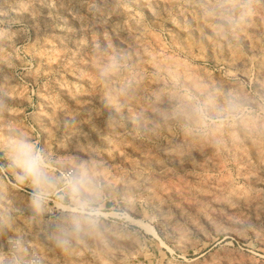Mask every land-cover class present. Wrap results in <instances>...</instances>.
<instances>
[{"label":"rangeland","instance_id":"1","mask_svg":"<svg viewBox=\"0 0 264 264\" xmlns=\"http://www.w3.org/2000/svg\"><path fill=\"white\" fill-rule=\"evenodd\" d=\"M263 151L264 0H0V264H264Z\"/></svg>","mask_w":264,"mask_h":264},{"label":"clouds","instance_id":"2","mask_svg":"<svg viewBox=\"0 0 264 264\" xmlns=\"http://www.w3.org/2000/svg\"><path fill=\"white\" fill-rule=\"evenodd\" d=\"M18 159L21 161V167L26 176L31 177L34 184H40L46 181V177L41 170V161L37 155L25 145H21L18 152ZM37 208L41 206L39 199L34 201Z\"/></svg>","mask_w":264,"mask_h":264},{"label":"bare ground","instance_id":"3","mask_svg":"<svg viewBox=\"0 0 264 264\" xmlns=\"http://www.w3.org/2000/svg\"><path fill=\"white\" fill-rule=\"evenodd\" d=\"M239 129H240V128H239ZM240 130H244V129L241 127ZM247 133H248V132H247ZM242 134H245V133L243 132ZM245 135H246V134H245ZM247 136H248V134H247ZM233 137H234V136H232V135L230 136V138H233ZM248 138H249V137H248ZM234 139L237 140L236 137H235ZM248 140H249V139H248ZM232 142H233L234 144L236 143L235 141H231V143H232ZM249 142H250V140H249ZM233 143H232V144H233ZM252 143H253V141H252ZM254 143H255V142H254ZM237 145H238V141H237ZM257 145H258V144H257ZM259 146H262V145H259ZM235 147H236V146H234V148H235ZM254 147H255V146H254ZM256 147H258V146H256ZM256 147L254 148V150L256 149ZM262 147H263V146H262ZM258 148H259V147H258ZM235 149H236V148H235ZM262 149H263V148H262ZM238 151H239V150H238ZM259 151H260V149L258 150V152H259ZM255 152H256V151H255ZM255 152H254V153H255ZM260 152H261V151H260ZM263 152H264V151H263ZM258 154H259V153H258ZM259 155H260V154H259ZM261 155L264 156V154H262V153H261ZM257 157H258V156L256 155V158H257ZM260 159H261V157H259V158L257 159V161L260 160ZM263 160H264V159H263ZM260 161H261V160H260ZM258 165H259V164H258ZM262 165H263V164H262ZM259 167H260V166H259ZM261 167H262V166H261ZM263 168H264V166H263ZM260 169H261V168H260ZM150 231H151V230H150Z\"/></svg>","mask_w":264,"mask_h":264}]
</instances>
